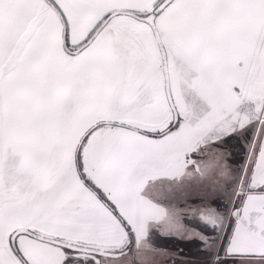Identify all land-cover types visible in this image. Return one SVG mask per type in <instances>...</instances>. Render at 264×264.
<instances>
[{
	"label": "snow or ice",
	"instance_id": "obj_1",
	"mask_svg": "<svg viewBox=\"0 0 264 264\" xmlns=\"http://www.w3.org/2000/svg\"><path fill=\"white\" fill-rule=\"evenodd\" d=\"M0 264H264V0H0Z\"/></svg>",
	"mask_w": 264,
	"mask_h": 264
}]
</instances>
